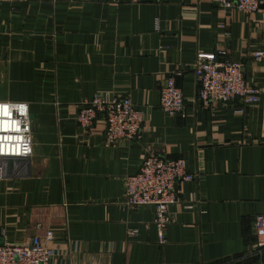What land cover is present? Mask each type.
I'll return each instance as SVG.
<instances>
[{"label":"crops","instance_id":"1","mask_svg":"<svg viewBox=\"0 0 264 264\" xmlns=\"http://www.w3.org/2000/svg\"><path fill=\"white\" fill-rule=\"evenodd\" d=\"M264 1L251 13L211 0L0 1V101L29 105L32 154L0 176V244L51 229L53 264H264L254 219L264 214ZM241 61L259 101L193 102L197 51ZM173 76L182 114L158 106ZM95 93L144 112L141 137L108 144L105 123L79 129ZM184 157L196 177L158 243L154 206L124 201V177L146 154ZM12 169V170H9Z\"/></svg>","mask_w":264,"mask_h":264},{"label":"built area","instance_id":"2","mask_svg":"<svg viewBox=\"0 0 264 264\" xmlns=\"http://www.w3.org/2000/svg\"><path fill=\"white\" fill-rule=\"evenodd\" d=\"M1 1V0H0ZM4 1V0H2ZM56 1V0H53ZM84 1V0H65ZM224 8H236L243 13L256 11L264 0H211ZM256 61L264 62V46L252 51ZM197 90L193 102L202 105L232 104L237 112L241 105L258 103V89L247 83L244 64L228 57L226 49L214 52L197 51L192 63ZM158 106L169 115L182 114L184 96L174 77L169 76L159 89ZM101 117L105 123L104 137L108 144L136 141L141 137L144 112L137 109L127 96L107 97L95 93L84 101L76 112L80 130L88 131ZM32 154V133L29 105L24 101H0V176L5 162L13 158L14 165L27 160ZM196 177L187 169L184 157H166L150 152L138 170L124 177V201L132 207L153 205V224L158 243L166 241L165 231L172 221L169 206L180 202L181 184ZM255 249L264 251V214L254 219ZM54 240L51 229L44 236L34 235L20 243L0 244V264H53L57 251L50 245Z\"/></svg>","mask_w":264,"mask_h":264},{"label":"water","instance_id":"3","mask_svg":"<svg viewBox=\"0 0 264 264\" xmlns=\"http://www.w3.org/2000/svg\"><path fill=\"white\" fill-rule=\"evenodd\" d=\"M13 161H16L15 159H13V158H6V159H2V162H5V163H13ZM4 170L2 171V173L3 172H5L6 170H8V169H6L5 167L3 168ZM9 170H12V169H9ZM5 173H3L2 175H4Z\"/></svg>","mask_w":264,"mask_h":264}]
</instances>
